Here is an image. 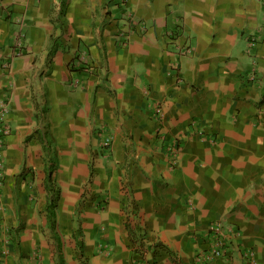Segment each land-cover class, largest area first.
I'll return each instance as SVG.
<instances>
[{
    "label": "crops",
    "instance_id": "crops-1",
    "mask_svg": "<svg viewBox=\"0 0 264 264\" xmlns=\"http://www.w3.org/2000/svg\"><path fill=\"white\" fill-rule=\"evenodd\" d=\"M212 222L264 264V0H0V264H194Z\"/></svg>",
    "mask_w": 264,
    "mask_h": 264
},
{
    "label": "built area",
    "instance_id": "built-area-1",
    "mask_svg": "<svg viewBox=\"0 0 264 264\" xmlns=\"http://www.w3.org/2000/svg\"><path fill=\"white\" fill-rule=\"evenodd\" d=\"M155 114L158 118L162 117V108L155 107ZM111 142V136H105L103 140L104 147L108 148ZM164 155L168 165L171 168L177 155L180 152V145L173 143L170 146H164ZM241 230L235 227L225 228L219 222H212L205 234L203 250H200L194 257V264H208L215 259L224 261L233 260V255L237 253L245 261L251 263L255 259V252L241 246ZM133 264H145L141 258L132 262Z\"/></svg>",
    "mask_w": 264,
    "mask_h": 264
},
{
    "label": "trees",
    "instance_id": "trees-1",
    "mask_svg": "<svg viewBox=\"0 0 264 264\" xmlns=\"http://www.w3.org/2000/svg\"><path fill=\"white\" fill-rule=\"evenodd\" d=\"M52 165H50L46 172V181L47 183L51 181Z\"/></svg>",
    "mask_w": 264,
    "mask_h": 264
},
{
    "label": "rangeland",
    "instance_id": "rangeland-1",
    "mask_svg": "<svg viewBox=\"0 0 264 264\" xmlns=\"http://www.w3.org/2000/svg\"><path fill=\"white\" fill-rule=\"evenodd\" d=\"M145 263V261H143ZM133 264V263H132ZM146 264V263H145Z\"/></svg>",
    "mask_w": 264,
    "mask_h": 264
}]
</instances>
